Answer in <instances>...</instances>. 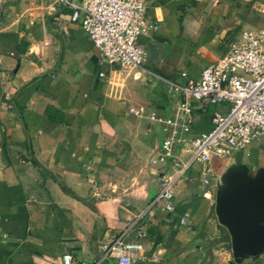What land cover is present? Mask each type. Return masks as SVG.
Returning a JSON list of instances; mask_svg holds the SVG:
<instances>
[{"label": "crops", "instance_id": "0c3cea01", "mask_svg": "<svg viewBox=\"0 0 264 264\" xmlns=\"http://www.w3.org/2000/svg\"><path fill=\"white\" fill-rule=\"evenodd\" d=\"M148 2L159 28L143 40L145 70L101 64L68 13L36 32L0 20V264H63L65 254L71 264H119L102 246L142 212L136 264H264V140L246 154L198 164L177 188L172 210L149 208L166 166L163 130L151 117L171 114L158 77L180 70L196 77L237 37L264 29V0ZM9 6L0 3V14ZM194 106L198 130H209V115ZM47 108L63 121L47 117ZM255 186L261 236L240 257L216 201L220 194L247 198Z\"/></svg>", "mask_w": 264, "mask_h": 264}, {"label": "built area", "instance_id": "2783aa9c", "mask_svg": "<svg viewBox=\"0 0 264 264\" xmlns=\"http://www.w3.org/2000/svg\"><path fill=\"white\" fill-rule=\"evenodd\" d=\"M60 1L69 10L70 22L80 26L94 45L101 64L110 70H145L149 54L143 40L151 39L159 28L149 13L148 0ZM99 76L107 79L104 71ZM158 80L165 85L171 114L151 117L163 130L159 157L166 166L149 208L172 210L177 188L192 178L198 164L205 168L215 157L246 154L250 146L264 140V29L237 37L196 77L180 70L174 77ZM194 104L209 115V130H198ZM183 151L189 154L184 157ZM143 217L144 213L137 215L110 244L102 246L105 258L115 255L119 264H136L142 258ZM62 262L71 264V255H63Z\"/></svg>", "mask_w": 264, "mask_h": 264}, {"label": "water", "instance_id": "95a60500", "mask_svg": "<svg viewBox=\"0 0 264 264\" xmlns=\"http://www.w3.org/2000/svg\"><path fill=\"white\" fill-rule=\"evenodd\" d=\"M259 188L255 186L252 194L244 199L229 198L220 194L216 201L218 219L228 229L232 249L240 257L245 249L253 247L260 240L261 213L253 212L252 209Z\"/></svg>", "mask_w": 264, "mask_h": 264}, {"label": "rangeland", "instance_id": "374dc122", "mask_svg": "<svg viewBox=\"0 0 264 264\" xmlns=\"http://www.w3.org/2000/svg\"><path fill=\"white\" fill-rule=\"evenodd\" d=\"M5 2L10 3V6L1 12L0 20H2L3 23L15 22L13 23V26L21 29L29 28V30L32 28V31L35 32L38 29H42L45 22L50 24L55 14H69V10L62 6L60 0H8ZM48 27L53 29L54 25H49ZM139 214L141 213H137L131 217L132 219L129 220V223L132 222Z\"/></svg>", "mask_w": 264, "mask_h": 264}, {"label": "trees", "instance_id": "16d2710c", "mask_svg": "<svg viewBox=\"0 0 264 264\" xmlns=\"http://www.w3.org/2000/svg\"><path fill=\"white\" fill-rule=\"evenodd\" d=\"M18 63L20 64V59H18ZM19 69H20V67H17L16 68V70H15V73H17L18 71H19ZM21 90H19L18 92H20ZM17 92V93H18ZM46 115H47V117H49V118H55L54 120L57 122V123H61L62 121H63V117H62V115L60 114V113H58V111L56 112V110H53V109H50V108H47L46 109ZM57 115V116H56ZM36 163H38L40 166H42L39 162H38V160H36ZM42 167H44V166H42ZM44 170L48 173V174H50V175H52L56 180H58L52 173H50V172H48V170L44 167ZM59 183H60V185H61V187H62V189L65 191V192H67V193H69V194H74V191L72 190V189H70L64 182H62V181H59ZM81 200H83L82 198H80Z\"/></svg>", "mask_w": 264, "mask_h": 264}]
</instances>
